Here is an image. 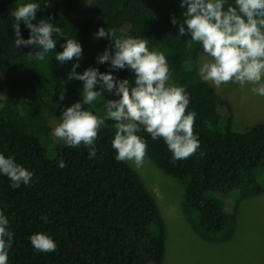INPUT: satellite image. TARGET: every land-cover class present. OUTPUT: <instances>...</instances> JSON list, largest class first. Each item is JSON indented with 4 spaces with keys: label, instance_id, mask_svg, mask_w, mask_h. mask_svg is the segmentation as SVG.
Returning a JSON list of instances; mask_svg holds the SVG:
<instances>
[{
    "label": "trees",
    "instance_id": "trees-1",
    "mask_svg": "<svg viewBox=\"0 0 264 264\" xmlns=\"http://www.w3.org/2000/svg\"><path fill=\"white\" fill-rule=\"evenodd\" d=\"M30 2L40 5L33 23L51 17L61 29L53 34L56 48L44 61L27 57L36 47L15 46L18 22L12 12ZM229 4L234 6V0H226L225 10ZM183 11L180 0H0V154L33 173L29 185L18 189L0 174V211L14 234L8 264L163 263L161 212L137 172L115 159L116 122L105 115V104L119 97L105 91L83 105L81 82L67 79L78 63L77 73L94 67L133 83L127 68L112 70L97 62L112 43L94 39L100 27L114 29L117 37L146 39L149 51L162 53L168 62L167 84L186 91L187 112L196 114L195 154L174 161L163 139L153 140L143 128L137 135L146 142L151 161L181 181L182 209L198 234L209 241L228 239L240 202L264 192V123L233 129L228 101L198 74L201 46L189 48L190 34L179 36L172 23L182 19ZM19 26L21 37L28 39L29 29L23 22ZM70 38L81 45L82 55L61 64L55 55ZM76 102L98 118L101 112L104 119L92 158L83 145L69 147L53 135L63 111ZM53 141L61 147H55L51 158L45 144ZM36 233L50 236L56 251H35L29 237Z\"/></svg>",
    "mask_w": 264,
    "mask_h": 264
},
{
    "label": "clouds",
    "instance_id": "clouds-1",
    "mask_svg": "<svg viewBox=\"0 0 264 264\" xmlns=\"http://www.w3.org/2000/svg\"><path fill=\"white\" fill-rule=\"evenodd\" d=\"M226 0H180L184 9L182 19L173 18L178 26V35L189 33L192 44H199L210 59L204 62L198 74L202 81L219 87L222 84H250L253 94L264 96V0H234L225 10ZM38 3H26L15 8V46L36 47L35 53H27L29 59L44 61L46 55L56 48L54 33L61 29L54 26L51 17L33 23ZM20 22L29 29L28 39H23ZM186 26V27H185ZM94 39H107L112 43L103 54L97 56L100 64L108 63L112 70L127 68L133 74L129 79H118L112 71L100 72L89 67L77 73L74 63L67 79L82 84V103L90 105L103 92L112 93L119 99L106 101L107 118L115 121V136L112 147L119 162H132L141 167L147 153V145L138 132L143 128L153 140L163 139L173 160L186 159L195 154L199 141L194 135L195 112H187L189 99L183 87L168 85L170 72L162 53L149 51L146 39L117 37L114 29L100 27ZM82 55L81 45L73 38L65 39L63 51L56 53L55 60L63 64L77 60ZM97 88L99 90H97ZM63 94L60 99L63 100ZM62 122L53 130V135L69 147L83 145L89 157L96 154L95 141L104 119L83 109L80 102L73 103L62 113ZM64 163L60 167H65ZM0 174L11 181L10 187L18 189L29 185L33 173L17 164L12 157L0 154ZM40 219L48 222L46 215ZM9 221L0 211V264H8V250L13 243ZM37 252L56 251V242L48 235L36 233L29 237Z\"/></svg>",
    "mask_w": 264,
    "mask_h": 264
},
{
    "label": "rangeland",
    "instance_id": "rangeland-1",
    "mask_svg": "<svg viewBox=\"0 0 264 264\" xmlns=\"http://www.w3.org/2000/svg\"><path fill=\"white\" fill-rule=\"evenodd\" d=\"M197 57L199 70L210 57L202 48ZM209 83L228 101L234 130L243 131L255 123H264V96L253 94L252 85L228 83L216 87ZM56 146L61 147V144H45L51 158L56 155ZM127 163L141 177L161 212L166 231L162 264H264V192L240 202L234 230L228 239L209 241L186 219L182 209L183 186L179 179L162 171L147 155L141 167L130 161Z\"/></svg>",
    "mask_w": 264,
    "mask_h": 264
}]
</instances>
